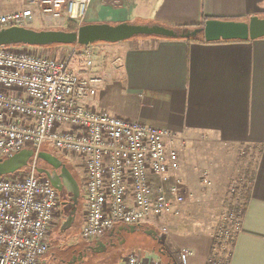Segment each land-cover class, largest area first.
<instances>
[{
  "label": "built area",
  "instance_id": "built-area-1",
  "mask_svg": "<svg viewBox=\"0 0 264 264\" xmlns=\"http://www.w3.org/2000/svg\"><path fill=\"white\" fill-rule=\"evenodd\" d=\"M94 0H27L45 16L82 26ZM121 7L122 0H111ZM33 9L0 16V30L29 27ZM0 48V160L22 150L41 153L51 144L71 154L84 171L85 223L81 238L95 242L119 226L140 227L181 216L185 203L181 148L186 139L166 128L147 126L100 110L93 99L97 77L82 78L72 68L80 58L94 65L91 46H74L65 59ZM208 174H204L207 183ZM60 193L37 173L0 176V264H46ZM64 218V217H63ZM230 215L226 218L229 222ZM162 235L167 229H161ZM227 234V233H226ZM228 235V234H227ZM188 249L174 254L187 264ZM229 264L210 259V264ZM120 264H162L132 253Z\"/></svg>",
  "mask_w": 264,
  "mask_h": 264
},
{
  "label": "crops",
  "instance_id": "crops-1",
  "mask_svg": "<svg viewBox=\"0 0 264 264\" xmlns=\"http://www.w3.org/2000/svg\"><path fill=\"white\" fill-rule=\"evenodd\" d=\"M1 2L6 8L0 16L28 7L27 0ZM252 17L264 18V0H122L121 7L111 0H94L83 25L178 29L197 26L205 18L247 22ZM116 46L121 57L110 64L97 54L91 69L78 64L84 78L101 79L94 84L98 109L183 138L205 136L259 150L251 200L229 264H264V38L207 43L203 37H139ZM207 242L200 264H207L211 254L213 241L207 237ZM170 248L168 254L174 257L187 247Z\"/></svg>",
  "mask_w": 264,
  "mask_h": 264
},
{
  "label": "rangeland",
  "instance_id": "rangeland-1",
  "mask_svg": "<svg viewBox=\"0 0 264 264\" xmlns=\"http://www.w3.org/2000/svg\"><path fill=\"white\" fill-rule=\"evenodd\" d=\"M10 5L14 6L12 3ZM5 6V3H0V13L6 8ZM28 7L34 10L39 19L27 28L36 31H67L65 30L67 24L65 20H56L51 16L42 15L36 6L28 5ZM109 24L114 25L113 23ZM78 27L80 28L81 26ZM138 39L134 38L131 40ZM19 47L20 50L44 57L65 59L72 52L74 46L47 48ZM91 47L94 48V57L97 54L109 64L111 61L113 62L121 57L122 49L116 46V44L96 43L91 45ZM105 48L108 49L106 50ZM79 59H74L72 68L77 75L84 78L85 75L80 73L78 67V64L83 63V61ZM83 66L85 68L84 63ZM185 139L187 143L180 149L182 161L180 175L184 182L183 192L185 196L182 214L177 218L170 217L166 220L162 219L159 222L151 221L144 223L142 227L144 230L157 232L162 241L154 240L142 232H135V234L128 236L127 240L119 246L108 247L106 245L107 249L103 253L88 251L84 255L83 261L77 264H120L125 257L132 253L153 258L162 264H170V259L174 264H178L172 259V255L159 253L160 249H162L161 253H169L172 250L170 245L174 247H187L185 249L189 248L188 250L191 249L195 256L194 258L191 257V260L189 259L190 264H200L208 244L207 237L213 241V253L209 255L207 264H210V259H217L214 255V241L217 247L221 246L222 250L226 249L225 245L230 239L232 226L239 221L236 210L241 206L244 199L243 188L246 184L248 173L255 166L259 150L249 146L223 144L205 136H198L192 140ZM41 152L51 154L61 160L73 174L81 190L79 204L76 206L75 222L65 233H62V225L63 221L68 217L71 208H64V205L68 203L66 205L68 206L72 200L70 198L71 194H60L61 206L58 210L60 218L55 221L52 229L51 248L46 257V264H63V258H67V256L69 257L67 259L79 257V252H82L83 247L86 249L87 245L95 243L85 242L81 238L86 213L84 171L74 156L63 154L51 144H45ZM35 157L34 152V157L30 160L28 167L22 170L23 172H29L30 167L34 165L37 169L42 166L43 162L39 159L37 160ZM22 171L10 177H18ZM205 173L208 174L207 183L204 181ZM230 215L233 216V219L227 222L226 218ZM162 228L167 229V234L162 235ZM231 255L232 249L228 248V252L223 256L224 259L222 260H225V263L230 262ZM69 262L67 263L69 264Z\"/></svg>",
  "mask_w": 264,
  "mask_h": 264
},
{
  "label": "water",
  "instance_id": "water-1",
  "mask_svg": "<svg viewBox=\"0 0 264 264\" xmlns=\"http://www.w3.org/2000/svg\"><path fill=\"white\" fill-rule=\"evenodd\" d=\"M139 37H156L165 39L193 40L203 37L207 43L230 41H255L264 38V18L252 17L247 22L209 20L203 28L172 29L159 25H135L121 23L111 24H86L77 31L63 30L36 31L25 27H13L0 30V48L14 46L51 47V46H91L96 43L118 44ZM34 157L31 150H22L11 158L0 160V176H14L19 171L26 169ZM38 159L55 169L49 172L37 169L40 176L46 177L52 186L62 193L64 189L71 194L72 206L75 208L71 215L63 221L62 230L69 229L74 223L76 206L81 195L80 186L67 166L57 157L41 152ZM61 171L60 174L57 171ZM122 230L123 228H119ZM134 233L136 227H127ZM146 235L154 240L162 241L155 231H146ZM99 248L92 249L93 253H103L107 246L98 241ZM162 251L160 250V254ZM84 255L74 258L69 264L82 262Z\"/></svg>",
  "mask_w": 264,
  "mask_h": 264
},
{
  "label": "trees",
  "instance_id": "trees-1",
  "mask_svg": "<svg viewBox=\"0 0 264 264\" xmlns=\"http://www.w3.org/2000/svg\"><path fill=\"white\" fill-rule=\"evenodd\" d=\"M209 21V18H205L201 24L197 25V26H191V27H188V28H178L179 30L181 29H195V28H203L206 24V22ZM78 24L75 23V22H72V21H68L67 24H66V29L67 31L69 32H74V31H77L78 30ZM189 41H196V39H193V40H189ZM51 47H62V46H51ZM73 47V46H71ZM39 48H47V47H39ZM259 151H258V155L256 157V163H255V166L253 168V170H250V172L248 173V176H247V181H246V184L243 188V197L244 199L242 200V203H241V206L237 208L236 210V214L239 218V221L236 222V224H234L232 227V232H231V235H230V239L229 241L227 242V244L225 245L226 246V249L225 250H222V247L219 246L217 247L216 246V242L214 241V255L215 257L220 258L219 260L222 261V262H225V260H222L224 259L223 256L225 254H227L228 252V248L232 249V252H233V249H234V246H235V239H236V236L237 234L239 233L240 231V228H241V223H242V220L244 218V216L246 215V212H247V208H248V205H249V202L251 200V194H252V188H253V185H254V182H255V176H256V172H257V168H258V164H259ZM164 252V251H163ZM166 253V255H169L167 252H164ZM213 253V250L212 252ZM73 254H75L73 252ZM170 258V257H169ZM73 259V257H71L70 259H67L66 261L64 260V262H62L63 264H68L67 262L71 261ZM170 264H174L172 262V260L170 259Z\"/></svg>",
  "mask_w": 264,
  "mask_h": 264
},
{
  "label": "flooded vegetation",
  "instance_id": "flooded-vegetation-1",
  "mask_svg": "<svg viewBox=\"0 0 264 264\" xmlns=\"http://www.w3.org/2000/svg\"><path fill=\"white\" fill-rule=\"evenodd\" d=\"M43 162V161H42ZM39 169H44V170H47V171H49V172H54L55 171V169L54 168H52L51 166H49L48 164H46L45 162H43V164H42V166L41 167H39ZM60 170L59 171H57V173L58 174H60ZM62 193H67V191L64 189V191L62 192ZM61 194V193H60ZM72 196L70 195V198H71ZM68 203H66V205H67ZM66 205H64V208H71V210H70V212H69V214H68V217L71 215V213H72V211L75 209L73 206H72V202L71 203H69V205L68 206H66ZM73 209V210H72ZM67 217V218H68ZM75 219H76V217H75ZM74 222H75V220H74ZM143 226H140V227H136V231L135 232H142V233H144V234H146L145 232L147 231V230H144L143 228H142ZM119 228H123L122 230H120ZM126 226H119L118 228H116L115 230H113L112 232H110L108 235H106L105 237H103V238H101L100 240H98V241H102L105 245H107L108 247H116V246H119V245H121L125 240H127V237L128 236H130V235H132V234H135V232L134 233H131L130 232V230L129 229H127L126 230ZM68 229H65V230H62V233H65V231H67ZM98 241H95V243H93V242H90V243H93V244H90V245H87V247H86V249H84V247H83V250H82V252L80 251L79 252V255L81 256H83V255H85L88 251H90V252H92V249H96V248H99V246L97 245V242ZM161 251H162V249H160ZM93 253V252H92ZM69 256H70V254H69ZM79 256V257H80ZM79 257H73V259L74 258H79ZM67 258H69L68 256H67ZM67 258L65 257V258H63V261L62 262H64V260L66 261L67 260ZM72 259V260H73Z\"/></svg>",
  "mask_w": 264,
  "mask_h": 264
}]
</instances>
